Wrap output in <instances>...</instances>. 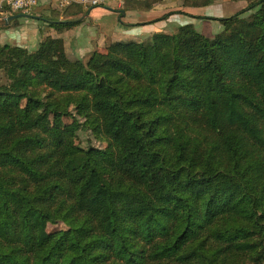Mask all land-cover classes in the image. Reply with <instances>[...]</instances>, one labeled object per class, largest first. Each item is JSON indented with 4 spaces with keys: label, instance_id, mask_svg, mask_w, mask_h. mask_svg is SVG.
Segmentation results:
<instances>
[{
    "label": "trees",
    "instance_id": "obj_1",
    "mask_svg": "<svg viewBox=\"0 0 264 264\" xmlns=\"http://www.w3.org/2000/svg\"><path fill=\"white\" fill-rule=\"evenodd\" d=\"M242 1L188 15L213 37L187 24L85 60L49 36L0 46V264H264V0Z\"/></svg>",
    "mask_w": 264,
    "mask_h": 264
},
{
    "label": "crops",
    "instance_id": "obj_2",
    "mask_svg": "<svg viewBox=\"0 0 264 264\" xmlns=\"http://www.w3.org/2000/svg\"><path fill=\"white\" fill-rule=\"evenodd\" d=\"M203 4L182 0H161L149 12L131 11L123 15L118 13L123 6L99 7L87 10L78 25L60 32L50 25L60 22L61 17H56L53 13L61 14L63 11L56 9L46 0H41L28 13L8 11L0 16V22L14 15L30 16V18L19 17L7 26H0V46L9 45L34 51L41 38L49 36L62 41L65 53L70 59L85 60L94 51L103 53L112 42L143 41L156 33H174L178 27L187 24H191L197 30L199 27L204 28L199 33L212 37L222 30L220 23L197 20L188 15L224 18L241 11L246 6L242 0H218L208 5ZM170 12L180 13L156 22Z\"/></svg>",
    "mask_w": 264,
    "mask_h": 264
},
{
    "label": "built area",
    "instance_id": "obj_3",
    "mask_svg": "<svg viewBox=\"0 0 264 264\" xmlns=\"http://www.w3.org/2000/svg\"><path fill=\"white\" fill-rule=\"evenodd\" d=\"M41 0H0V16L6 12L28 13L34 9ZM56 9L64 11L71 6H80L84 11L89 9L116 5H124L123 0H46Z\"/></svg>",
    "mask_w": 264,
    "mask_h": 264
},
{
    "label": "rangeland",
    "instance_id": "obj_4",
    "mask_svg": "<svg viewBox=\"0 0 264 264\" xmlns=\"http://www.w3.org/2000/svg\"><path fill=\"white\" fill-rule=\"evenodd\" d=\"M202 29H204V28H198V30L197 29H195L197 32H202ZM212 29H214V28H212ZM216 35V34H215ZM214 36V35H213ZM212 36V37H213ZM150 38V37H149ZM148 39V38H147ZM130 41H132V42H142V41H134V40H130ZM143 41H145V40H143ZM125 42H128V41H125ZM0 79H1V83H4L5 82V80L3 79V76H2V74L0 73ZM64 122L65 123H70L71 122V120H70V118L69 117H66L65 119H64ZM80 122H83V120H80ZM75 144L77 145V146H80V147H82V148H85V147H87V146H92V147H95V148H103L104 147V144L103 143H101V142H98L95 138H94V136H93V134H92V132H90V131H86V130H84V129H79L78 131H77V133H76V140H75ZM64 229V225H62V224H54V225H50L49 226V231H57V230H63Z\"/></svg>",
    "mask_w": 264,
    "mask_h": 264
},
{
    "label": "water",
    "instance_id": "obj_5",
    "mask_svg": "<svg viewBox=\"0 0 264 264\" xmlns=\"http://www.w3.org/2000/svg\"><path fill=\"white\" fill-rule=\"evenodd\" d=\"M122 15L124 14V12L121 13ZM19 17H24V18H30V16L25 15V14H21V15H14V16H10L4 20H2L0 22V26H7L9 25L12 21L16 20Z\"/></svg>",
    "mask_w": 264,
    "mask_h": 264
}]
</instances>
